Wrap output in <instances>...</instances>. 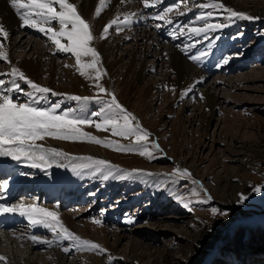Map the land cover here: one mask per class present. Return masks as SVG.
I'll list each match as a JSON object with an SVG mask.
<instances>
[{
	"label": "rangeland",
	"instance_id": "1",
	"mask_svg": "<svg viewBox=\"0 0 264 264\" xmlns=\"http://www.w3.org/2000/svg\"><path fill=\"white\" fill-rule=\"evenodd\" d=\"M229 1L226 8L232 7L254 19L229 18L226 11L203 8L201 5L209 0H148V7L144 0H133L138 10L133 12L139 17L144 15L145 20L138 19L140 22L125 28L117 29L114 25L109 31L121 29L125 34L131 33L121 40L116 54L127 65L136 50V37L145 32L156 37L157 44L149 43V52H135V62L147 66L141 84H136L132 75L112 78L102 56L97 65L102 73L99 80L92 69V79L81 76L74 55L59 51L47 35L27 26L16 28L11 44L23 32L26 44L13 50V56L32 57L37 47L55 62L52 86H48L51 77L47 70L35 83L56 94L36 96L34 106L47 109L59 105L58 112L75 109L76 115L100 122L94 114L101 104L93 99L82 108L81 102L69 99L79 96L110 100L108 94L99 92L96 84H100L108 93H114L118 102L151 133L145 146L152 155H140L139 150H115L116 143L135 146V137H119L110 129H97L93 123L82 125V130L101 140L113 141V147L91 143L87 138L70 141L46 137L37 143L59 149L67 156L55 157L41 168L31 167L27 159L5 157L14 165L7 174L8 180L0 178V198L10 194L6 206L30 200L37 207L55 212L70 231L106 251L72 249L65 253L63 248L70 247L69 241L59 243L50 229L18 221L15 227H0V233L8 234L10 240L16 236L25 246L30 241L34 246L29 249L11 242L0 244L1 254H15L39 264H56L53 254L63 257L64 264H264V0ZM209 11L213 13L210 18L198 19ZM158 14L165 15V20L155 19ZM205 23L222 26L199 34L191 31ZM100 34L96 35L98 39ZM158 45L161 54L156 53ZM132 46V53L126 54ZM168 47L176 49L199 70V77L187 89L177 90L174 86L176 75L169 66ZM50 62L47 60V64ZM11 69L9 62L0 59V73L8 74L0 79L8 86ZM151 83L153 89L145 92L143 87ZM211 84V91L219 99L209 125H204L197 114L201 110L210 115L203 89ZM20 86L23 91L14 93V100L31 102L27 95L32 91L30 86L23 81ZM184 103L188 104L183 107ZM203 126L206 130L202 139ZM57 141L60 146L51 144ZM154 142L162 151L151 147ZM90 146L114 166L110 174L95 171L92 161H87L89 168L80 167L76 158L89 156ZM17 162L20 166L15 165ZM177 169H187L191 177L181 175ZM49 170L54 179L43 181L41 177ZM38 176L39 182L34 186ZM14 178L31 192L12 195ZM193 180L199 183L193 184ZM5 183L11 186L2 189ZM64 213L74 215L72 225L65 221ZM11 218L5 217L6 224L15 221ZM240 229L255 232L251 237L255 239H251L253 243L243 239L242 245L233 244L232 237ZM128 233L138 241L133 246ZM33 236L38 239L34 241ZM116 236L122 237L118 241ZM44 240L52 241L51 246L41 242ZM5 261L0 264H7Z\"/></svg>",
	"mask_w": 264,
	"mask_h": 264
},
{
	"label": "snow or ice",
	"instance_id": "2",
	"mask_svg": "<svg viewBox=\"0 0 264 264\" xmlns=\"http://www.w3.org/2000/svg\"><path fill=\"white\" fill-rule=\"evenodd\" d=\"M105 0H100L101 6ZM10 5L14 9L16 15L22 22V26L31 27L44 33L54 43L59 51L71 53L75 57L76 66L81 76L93 77L89 74V70H95V79L99 80L101 69L97 67L100 63V53L92 46L95 39L92 26L78 11L77 4L70 0H10ZM144 6H150L148 0H144ZM203 8H211L213 10L220 9L229 14V18L239 19H254L244 12H238L219 2V0H209L208 3L201 5ZM101 13V8L96 9L95 15L98 17ZM165 15H167L165 13ZM165 15L158 14L155 19L165 20ZM213 15L211 11L201 14L198 19L206 20ZM119 21V18L107 24L103 32L108 33L110 28H113ZM55 22V26H54ZM127 22V18H125ZM166 23H172L171 20H166ZM160 27V24L156 25ZM222 25H212L205 23L203 27H193L191 31L199 34L207 32L213 27ZM0 37L6 39L8 32L4 26L0 24ZM62 40L66 43H62ZM3 41L0 40V48H3ZM84 58H90L85 61ZM0 59L9 62L6 52H0ZM195 59V58H193ZM227 63V60H225ZM8 75L0 73V76ZM12 79L10 86L6 85L3 79H0V157H11L13 160L20 161L22 158L30 161V166L33 168H41L42 165L49 164L50 160L55 157L67 156L66 153L56 148H45L37 141H43L46 137L58 140L77 141L88 139L89 142L113 147L114 142L111 140H101L98 137L86 133L82 130V125L95 124L99 130H111L113 135L131 138L135 137V146H126L119 143L115 144V150L120 151H135L139 150L140 155L151 156L152 153L145 146L151 133L144 128L138 121V118L124 108L116 99L114 93H108L102 85L96 84L99 92L108 94L110 100L103 98H89L70 96L69 99L81 102L82 108L91 100L102 105L101 109L94 115L100 119V122L95 120L82 118L76 115V110L58 112L59 105L43 109L34 106L36 96L45 98L47 94L52 93V89L43 87L40 84L33 82L27 78L25 74L16 67H12ZM20 81L26 83L32 89L27 95L31 98V102H17L13 96L16 92H21L23 89L20 86ZM56 94V93H52ZM203 99V96L200 97ZM102 118V119H101ZM152 148L162 151L158 143H152ZM79 159V158H76ZM85 161H92L95 165V171L111 173L114 166L110 162L92 157L84 158ZM91 165L82 163L80 167L89 168ZM177 172L183 176L191 177V173L187 169H177ZM107 178V176H105ZM193 184H198L196 180ZM3 189H7L8 185L3 184ZM256 191H260L259 188ZM187 206V205H185ZM19 212L20 215L27 216L33 225L41 224L45 228L50 229L56 237V241L62 243L69 241L70 247L63 248L65 253L72 249L75 251H90L104 253L99 244L82 239L79 235L70 231L59 220L55 212L49 211L46 208L36 207L34 205H18L5 206L0 205V215L4 213ZM215 212L216 210L213 209ZM99 223V221H96ZM35 241L38 238L33 236ZM42 243L51 246L52 241L44 240ZM6 260L0 256V261Z\"/></svg>",
	"mask_w": 264,
	"mask_h": 264
},
{
	"label": "bare ground",
	"instance_id": "3",
	"mask_svg": "<svg viewBox=\"0 0 264 264\" xmlns=\"http://www.w3.org/2000/svg\"><path fill=\"white\" fill-rule=\"evenodd\" d=\"M219 1L223 2L225 4V6L231 4V1H229V0H219ZM70 2L76 3L78 11H80L81 15L86 20H88L90 22V24L92 26L93 34L95 37V39L92 42V46L95 47L96 50L100 53V56H102L104 58V65L106 67L108 74H110V76L112 78H118L119 76H124V75L125 76L128 75L131 77V75H132L135 77L134 80L136 81V84H141L143 81V74H144L143 72L147 66L143 65V64L138 65L135 62V59H137V57H138L135 54V52L141 51V54H145L146 52H149V50L152 48V45H149V43L151 44V42H152L153 45L157 44L156 37H154L151 32H145L140 38L136 37V39H135L136 43H134L136 50L134 53L131 52L133 50L134 46H132V48H130V50H127L126 54L132 53V56H131V60H130L131 62L128 65L125 63L126 64L125 65L122 63L123 60L121 58H117L116 54L119 53L121 40L123 38H129V34H131V33L125 34V31H123L121 29H119L120 31H118V30L113 31L112 30V31H109L108 33L103 32L104 26L107 23L109 24L110 21H108V20L111 18H114V20L119 18V21L116 24L117 29L118 28H125V25L136 22V21H138V19L145 20L143 18L144 15H140V17H139V15L137 16L136 13L133 12V11L137 10V9H135L136 4H134L133 0H105V3L103 4V6H101L100 0H70ZM139 2H141V1H139ZM108 3H111L112 6L108 7ZM97 8H101V13L98 17L95 15ZM12 11H14V9L13 8L11 9L10 0H0V24H2L5 28V30L8 32V37L6 39H4L3 37H0V40L3 41V45H4L3 48H0L1 52L7 53L8 61H10V65L12 67L19 68L25 74V76L27 78L31 79L33 82L40 81V80H38V78L40 79L41 74H43L44 71L47 70L48 73L50 74V77H51L48 86H52V80L55 77V74H54L55 62H54V59H51V58L47 59V56H45V54L43 53L42 48L35 47L38 50H36V52L33 53L32 57H27L26 55L21 56V57H15L11 54L13 52V50H15L17 47L23 46V43H25V41H23L25 39V35H23V33H24L23 32V33H20L21 35H19V37H16L17 38L16 42L11 44V39L15 33L16 28H18V27L24 28V26H22V22L19 21L13 15ZM125 18H127V22H125ZM100 29H101V31H99ZM30 30L31 29H29L28 31H30ZM99 33H101L100 35H102V36H101V38L98 39L96 37V35L99 36ZM140 42H141V45H140ZM28 45H30V47H31L33 44H28ZM25 47L27 48L28 46H25ZM160 47L161 46L158 45L157 48H159V49L158 50L156 49L157 54H161L160 53ZM169 48L170 47H168V54H167V55H169V59H170L169 66H170V68H172L174 70L173 72H175V75H176V78L174 81L175 82L174 86L176 87L177 90L187 89L191 86V84L195 81V79L199 77V74H198L199 70H197L193 64L186 62L182 58L183 56L181 57L180 53H178V51L176 49H172V48L169 49ZM123 55H125V53ZM111 56L114 57V59H109V57H111ZM47 60H50L51 62L49 64H47ZM225 83H227V82H225ZM152 87H153V83H151L150 85H147L143 88H144L145 92H148L149 88L153 89ZM211 87H212V84L209 86H206V88L203 89L204 90L203 95H204L205 101H206L205 108L209 109L210 115H207L205 113V111H201L200 109H199L200 112L199 113L197 112L198 114L196 113L199 117H201L200 122L204 125L205 124L209 125L211 117L215 111L214 109L217 106L218 99H219V96H217V94H215L214 92L211 91V89H210ZM186 104H188V103H184L183 107H185ZM201 109H202V107H201ZM178 117L179 116H177V118ZM205 130L206 129L203 126L202 130H201L202 131L201 132L202 139L204 136L203 131H205ZM51 144H55V145L60 146L61 143L57 141L55 143L51 142ZM88 153L90 154L89 156L84 155L83 157L76 159V161H78L80 164L90 163V162L83 160L84 158H87V157L105 160L103 158V156L101 155V153H98L93 146H90V150ZM10 163H12V162L11 161L8 162L5 157H0V164H3V165H0V178H3V176H5V175H7V173H9V171L11 170V164ZM4 164H7V165H4ZM15 165L20 166V164L18 162ZM51 172L52 171L49 170V172L47 174H45L44 176H42L41 179L43 181L49 180L52 182V180L54 178L52 177ZM11 181H12L11 183L14 182V184H15L14 187L11 189V190H14V192H12L13 193L12 195H16L18 193H21L20 195H22V193H24V195L25 194L27 195L28 193L31 192L30 188H26V189L23 188L21 186V182L17 178L12 179ZM8 195L9 194L4 196L2 199L0 198L2 201V202H0V205L6 206V204H7L6 201H7ZM22 205H24V206H28V205L36 206L34 204V202H31L30 200L23 202ZM5 217H12L11 219H15V221H13L11 223L9 222L8 224H0L1 227H5L4 229L15 227V224L19 223L18 221L30 222L29 219L27 218V216L20 215L18 211L15 212V214L4 213V214L0 215V222L4 221ZM63 218L65 219V221L68 223L69 226L74 223V215H72V214L64 213ZM5 223H7V222H5ZM36 226L40 227V228L44 227L41 224H37ZM30 228H31V225H30ZM128 234H127V236L132 238L131 239L132 246L135 245V242H138L137 240H135L136 237L132 236L131 234H129V235ZM0 235H1L0 236V244L7 245V243L11 242V243H14L15 246H17V245H19V246L24 245L25 246L26 245L23 241L17 240L16 236L14 237V239L10 240L8 234L6 235V233L1 232ZM121 237L122 236H116V239H118V241H119L121 239ZM138 244H141V243H138ZM32 246H34V244H32V242L29 241V244L25 247L30 249V247L32 248ZM0 256H3L6 258L5 262H7V264H39L30 258H18L15 256V254L14 255L12 254V255H9L6 257V255H3L0 253ZM46 256H49V254ZM38 257L45 259V256L40 255V254L38 255ZM52 257H54L56 264H64L65 263V259H63V257H60L59 254L58 255L53 254ZM207 262H208V260H207ZM41 264H44V263H41Z\"/></svg>",
	"mask_w": 264,
	"mask_h": 264
},
{
	"label": "trees",
	"instance_id": "4",
	"mask_svg": "<svg viewBox=\"0 0 264 264\" xmlns=\"http://www.w3.org/2000/svg\"><path fill=\"white\" fill-rule=\"evenodd\" d=\"M255 232H251V231H248V230H242V229H240V231H239V233H237L235 236L233 235V237H232V239H233V244L235 245V246H237V245H239V244H241L242 245V243H244V242H248L249 244L250 243H253V242H251L252 240H255L254 238L252 239L251 237H253L252 235L254 234ZM244 235L246 236V237H244ZM243 239H245V241L243 240ZM252 239V240H251ZM244 241V242H243ZM203 243H205L206 241H202ZM242 242V243H241ZM196 256V255H195ZM194 256V257H195Z\"/></svg>",
	"mask_w": 264,
	"mask_h": 264
}]
</instances>
